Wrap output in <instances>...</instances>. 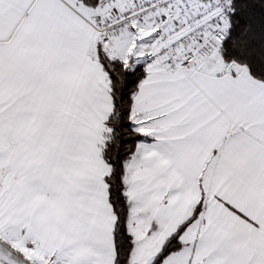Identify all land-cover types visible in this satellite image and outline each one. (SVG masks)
I'll return each mask as SVG.
<instances>
[{
  "label": "snow or ice",
  "instance_id": "obj_1",
  "mask_svg": "<svg viewBox=\"0 0 264 264\" xmlns=\"http://www.w3.org/2000/svg\"><path fill=\"white\" fill-rule=\"evenodd\" d=\"M0 264H264V0H0Z\"/></svg>",
  "mask_w": 264,
  "mask_h": 264
}]
</instances>
